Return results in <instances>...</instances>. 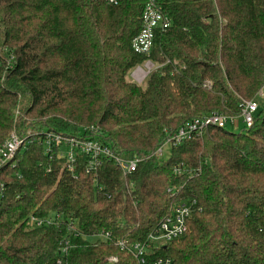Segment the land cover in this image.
Listing matches in <instances>:
<instances>
[{"label":"trees","instance_id":"16d2710c","mask_svg":"<svg viewBox=\"0 0 264 264\" xmlns=\"http://www.w3.org/2000/svg\"><path fill=\"white\" fill-rule=\"evenodd\" d=\"M144 1L0 0V144L33 127L142 160L124 178L107 161L87 172L80 153L67 172L42 137L18 153L0 206V264H134L114 241L144 243L180 199L195 202L186 233L152 259L264 264V0H156L171 25L155 33L158 69L142 86L127 75L146 60L131 48ZM241 100L258 103L250 128H206L154 155L167 133L237 116ZM53 213L58 228L25 230L29 215ZM103 232L110 241L93 237Z\"/></svg>","mask_w":264,"mask_h":264},{"label":"built area","instance_id":"2783aa9c","mask_svg":"<svg viewBox=\"0 0 264 264\" xmlns=\"http://www.w3.org/2000/svg\"><path fill=\"white\" fill-rule=\"evenodd\" d=\"M110 6H116L118 0H104ZM170 20L163 14L161 7L156 0H145L141 16L140 31L131 42V48L137 55L146 57V60L136 66L130 74L131 81L135 84L144 83L148 76L154 72L157 66L152 64L148 57L154 42V36L157 31H164L170 27ZM263 86L258 93V97L263 98L264 95V71L262 73ZM203 88L210 90V83L206 82ZM240 112L237 116H225L219 113H211L201 118H193L185 122L178 130L167 133L163 144L155 151L154 155L161 158L164 149L167 146L177 147L183 140L190 136L199 137L206 128L215 127L224 129L227 126L233 132H238L242 127L250 128L253 123V116L257 110L256 102L240 101ZM17 115V113L15 112ZM90 134L94 132L89 129ZM42 137L43 153L49 160L54 158L63 159V168L67 172L73 171V164L77 153L87 156V172H95L103 162H112L117 167L122 176L126 178L137 170L138 164L142 161L136 157L131 160H125L115 156L108 148L92 141L71 140L62 138L53 132H45L35 130L33 132L23 133L22 136L11 132L7 139L0 144V206L5 186L8 178L15 169V157L18 153L26 151L32 143L38 141ZM51 168L47 169L50 173ZM126 188L133 190L132 182L126 183ZM172 190H168L171 192ZM131 192H129L130 194ZM199 209V208H196ZM195 212V202L180 199L172 204L171 209L166 217H164L157 229L149 234L144 243H129L127 240H116L114 246L122 253L129 255L134 264H172L169 259H152L155 253L154 249L168 245V243L178 240L186 233V223L191 215ZM61 214H50L45 217L29 215L25 219V230H36L41 228H58L62 223ZM67 232L77 235L74 223L68 221L66 224ZM94 238L99 241H110L108 233L95 234ZM69 241H64L60 247V253L63 255L67 252ZM58 264H60L58 262ZM105 264H117L115 257L105 259Z\"/></svg>","mask_w":264,"mask_h":264},{"label":"rangeland","instance_id":"374dc122","mask_svg":"<svg viewBox=\"0 0 264 264\" xmlns=\"http://www.w3.org/2000/svg\"><path fill=\"white\" fill-rule=\"evenodd\" d=\"M133 71V69L132 70H130L129 72H128V75H127V78L129 79V81H131V78H130V74H131V72ZM138 84V83H137ZM145 84V82L144 83H139L138 85H144ZM259 93V92H258ZM258 93H257V95H256V101H258V102H261L262 100H263V98H264V95H263V98H260L259 99V97H258ZM243 101H245V100H243ZM256 104H258L257 102H256ZM36 129L35 128H33V127H30V128H28V130H26L24 133L26 134L27 132H33V131H35ZM227 130L229 131V132H232V130H231V128L230 127H228L227 128Z\"/></svg>","mask_w":264,"mask_h":264}]
</instances>
